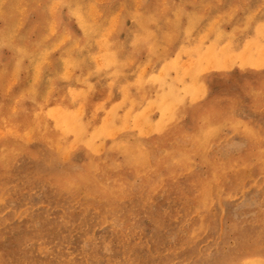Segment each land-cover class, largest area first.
Masks as SVG:
<instances>
[{
  "label": "rangeland",
  "instance_id": "374dc122",
  "mask_svg": "<svg viewBox=\"0 0 264 264\" xmlns=\"http://www.w3.org/2000/svg\"><path fill=\"white\" fill-rule=\"evenodd\" d=\"M228 40L264 47V0H0V264L263 259L264 78L178 103ZM121 49L168 122L105 109Z\"/></svg>",
  "mask_w": 264,
  "mask_h": 264
},
{
  "label": "crops",
  "instance_id": "0c3cea01",
  "mask_svg": "<svg viewBox=\"0 0 264 264\" xmlns=\"http://www.w3.org/2000/svg\"><path fill=\"white\" fill-rule=\"evenodd\" d=\"M222 30L225 31L227 34H233V23H223ZM238 26H241V24H238ZM256 29V26L254 28H248V38L252 37V33ZM232 36V35H230ZM229 41V42H228ZM224 43H222L221 48H218V50H224L228 48L229 46L231 49L229 52L224 54L222 57L218 58V62L214 66V62L217 61V59L214 62H211V64H207L205 71L203 73V76H205V81L203 84V87H201L200 92L196 93L195 95H184L179 99V104L187 103L189 101L195 102L200 101V103L208 102L210 101L211 94L213 91H216V98L222 99V100H232L233 92H230V95H228V91L223 90L225 87L224 82H226V85L229 87H232L235 89L237 80H239V83L249 84V85H258L259 79L264 78V67L262 68H251L248 65L243 67H240L238 64L239 62L245 63L246 61H241L240 57L236 56L234 51L236 50L237 46L235 45L233 40H228ZM251 46L250 42L247 46ZM242 46V47H247ZM238 47V48H242ZM121 55V61L118 63V69H121L124 76H119L116 80L114 79V74H112L111 71L115 70L114 66L105 67V73L107 75V78L105 80L106 85L103 87V93L102 95H97L98 97H103L105 101V109H109L108 111L117 110V115L120 119L123 118H131L137 113L144 111L145 113H148L149 117H151V123H149L151 126H157L159 123H161V119L165 120L167 119V122L172 118V116L175 114V106H169L171 111L168 109V111H157L154 110V108L147 109V106L149 103L145 105L146 102H152L153 101V90L149 87L147 81L149 82L151 78V71L154 68L153 72H155L157 69H159V65L152 66L151 62L149 63V60L146 58H143L141 53H135L132 55H128L129 53L120 50ZM232 54V55H231ZM227 55V56H226ZM235 55V56H234ZM228 56L229 60H227ZM119 57V54H118ZM232 60V58H234ZM239 58V59H238ZM222 60V61H221ZM231 60V62H229ZM237 63H236V62ZM123 62V65H122ZM246 64V63H245ZM148 65V66H147ZM210 65V66H209ZM238 65V66H237ZM234 66V67H233ZM108 70L110 71L109 75L112 74L110 77L108 76ZM209 78V79H208ZM239 78V79H236ZM114 82L111 83V87H108V82L110 80H113ZM142 80L146 81L143 85V89H138L136 87L137 84H139ZM210 80V81H209ZM213 80H215V87L213 84ZM229 82V83H227ZM212 83V86H211ZM110 84V83H109ZM221 87V92L216 89L218 87ZM263 88H264V82H263ZM130 96V97H129ZM232 98V99H231ZM146 100V101H145ZM235 100V99H234ZM151 105V103H150ZM149 105V106H150ZM108 113V112H107ZM113 113V112H110ZM128 119V120H129ZM127 121L128 122H130ZM126 125L125 121H122L120 124ZM134 124L133 122L128 123L129 126H132L130 124Z\"/></svg>",
  "mask_w": 264,
  "mask_h": 264
},
{
  "label": "bare ground",
  "instance_id": "6f19581e",
  "mask_svg": "<svg viewBox=\"0 0 264 264\" xmlns=\"http://www.w3.org/2000/svg\"><path fill=\"white\" fill-rule=\"evenodd\" d=\"M215 1V0H214ZM151 4V3H150ZM108 5V4H107ZM142 6V5H141ZM231 6V5H230ZM84 16V15H83ZM215 22V21H214ZM95 23V22H94ZM218 25V24H217ZM210 30V29H209ZM111 35V34H110ZM111 37V36H110ZM109 37V38H110ZM115 38V37H114ZM264 46V45H263ZM89 48V47H88ZM211 50H214L211 49ZM215 52V51H214ZM227 53V50L224 51V53H222V55L226 54ZM217 54V53H216ZM220 54V52L218 53ZM228 54V53H227ZM235 54V53H234ZM232 55V54H231ZM236 55V54H235ZM234 55V56H235ZM216 56V55H215ZM227 56V55H226ZM238 57H240V60L241 61H246L245 63L243 62H239V66L240 67H243L245 68L244 66L248 65L249 67H253L254 69L255 68H262L264 67V47L262 48V46L258 47L256 50H252L251 48H248V47H244L242 51H240L238 54H237ZM218 57H220L218 55ZM229 57L231 58L232 56H228L227 60H229ZM235 59L232 58V60ZM239 59V58H238ZM210 59H208L209 61ZM219 59H217V61L214 62V66L213 67H217L216 65L219 66V64H217ZM222 61V60H221ZM231 62V60L229 61ZM236 62V61H235ZM209 64H211L210 62H208ZM237 63V62H236ZM237 65V66H238ZM206 66V65H205ZM210 66V65H209ZM234 67V66H233ZM34 73V72H33ZM38 73V72H37ZM161 83V82H160ZM29 85V84H28ZM32 86V85H31ZM174 86V85H173ZM33 87V86H32ZM45 88V87H44ZM190 92H193L194 93V88H189L188 89ZM130 97V96H129ZM44 99V97H43ZM232 99V98H231ZM59 104V103H58ZM193 108V107H192ZM58 111V110H57ZM80 113V112H79ZM131 125V124H130ZM10 127V126H9ZM6 131V130H5ZM60 134V133H59ZM46 135V134H45ZM48 136V135H47ZM53 140V139H52ZM26 148V147H25ZM250 152V151H249ZM255 152V151H254ZM249 161V160H248ZM7 170V169H6ZM263 171V170H262ZM257 173V172H256ZM258 224V223H257ZM1 248V247H0ZM252 256V255H251ZM258 257V256H257ZM224 259V258H223ZM8 260V259H7ZM241 264H264V258H254V259H247L245 261H243Z\"/></svg>",
  "mask_w": 264,
  "mask_h": 264
}]
</instances>
